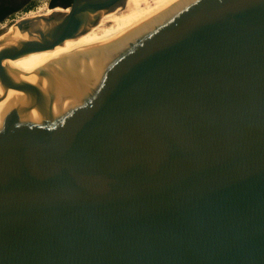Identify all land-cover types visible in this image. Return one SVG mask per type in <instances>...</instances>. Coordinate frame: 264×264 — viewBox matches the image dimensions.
<instances>
[{
  "label": "water",
  "instance_id": "obj_1",
  "mask_svg": "<svg viewBox=\"0 0 264 264\" xmlns=\"http://www.w3.org/2000/svg\"><path fill=\"white\" fill-rule=\"evenodd\" d=\"M124 1L52 8L5 63ZM0 264H264V0H182L0 74Z\"/></svg>",
  "mask_w": 264,
  "mask_h": 264
},
{
  "label": "bare ground",
  "instance_id": "obj_2",
  "mask_svg": "<svg viewBox=\"0 0 264 264\" xmlns=\"http://www.w3.org/2000/svg\"><path fill=\"white\" fill-rule=\"evenodd\" d=\"M180 1L182 0H125L121 5L109 11L100 12L98 14L99 20L96 25L86 29L85 33L75 38L65 40L56 48L30 52L13 61L5 63V59H7L9 55L7 48H16L22 43H27L30 39H37V32H48L54 27V24H48L43 20L48 16L37 15L29 17L25 20L36 19L37 21L22 28L21 31L17 29V24H15L4 35L0 36V51H3L0 61V74L58 58L76 57L99 51L139 29ZM145 11H147L145 14L142 13L143 15L140 14L141 17H138L140 12ZM68 12L69 10L64 14ZM53 16L54 15H51V17ZM115 17L118 22L116 20V25L114 26L111 24ZM127 21L130 22L127 23ZM100 29L103 30L102 34ZM32 33L33 35L31 36L30 34Z\"/></svg>",
  "mask_w": 264,
  "mask_h": 264
},
{
  "label": "rangeland",
  "instance_id": "obj_3",
  "mask_svg": "<svg viewBox=\"0 0 264 264\" xmlns=\"http://www.w3.org/2000/svg\"><path fill=\"white\" fill-rule=\"evenodd\" d=\"M49 2L50 0H33L30 1L28 8L20 10L19 12L15 13V15L9 17L8 19H6L5 21H3L0 24V36L4 35L9 29H11L15 24L19 23L22 20L28 19L29 17L32 16H37V15H44V16H48V8H51L49 6ZM147 11L145 12H140L138 14V17H141V15L145 14ZM143 13V14H142ZM141 14V15H140ZM140 15V16H139ZM117 18L115 17L113 19V22L111 25H116ZM118 22V20H117ZM130 21H127V23H129ZM121 23V21H120ZM123 23V22H122ZM113 27V26H111ZM102 29H100V32L102 34ZM99 32V33H100Z\"/></svg>",
  "mask_w": 264,
  "mask_h": 264
},
{
  "label": "flooded vegetation",
  "instance_id": "obj_4",
  "mask_svg": "<svg viewBox=\"0 0 264 264\" xmlns=\"http://www.w3.org/2000/svg\"><path fill=\"white\" fill-rule=\"evenodd\" d=\"M30 1L33 0H0V10L7 12L4 18L0 21V24L20 10L28 8ZM58 6L67 7L69 5L61 3L59 0Z\"/></svg>",
  "mask_w": 264,
  "mask_h": 264
},
{
  "label": "trees",
  "instance_id": "obj_5",
  "mask_svg": "<svg viewBox=\"0 0 264 264\" xmlns=\"http://www.w3.org/2000/svg\"><path fill=\"white\" fill-rule=\"evenodd\" d=\"M58 1L59 0H50L49 2V6L51 8H48V17H51V15H56L58 13H65L67 12L68 10H63V9H60V8H56V9H52L56 6H58ZM61 3H64L66 5H70L72 3V0H60ZM7 14V12H5L4 10H0V21L4 18V16Z\"/></svg>",
  "mask_w": 264,
  "mask_h": 264
}]
</instances>
